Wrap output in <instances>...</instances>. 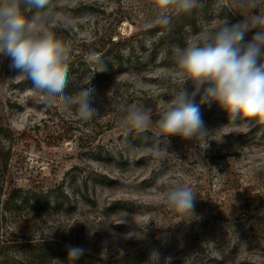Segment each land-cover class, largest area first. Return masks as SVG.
<instances>
[{"label":"rangeland","instance_id":"374dc122","mask_svg":"<svg viewBox=\"0 0 264 264\" xmlns=\"http://www.w3.org/2000/svg\"><path fill=\"white\" fill-rule=\"evenodd\" d=\"M238 2L202 0L175 46L160 40L152 0L53 1L43 26L70 46L66 93L89 86L91 54L107 65L91 80L100 115L88 121L74 107L49 106L0 56V264H73L68 245L87 250L74 264H264V123L236 126L218 104L200 105L206 140L172 136L152 152L120 125L127 106L159 119L161 95L183 86L176 49L199 44L226 18L241 20ZM256 3L264 12V0ZM176 183L196 193L190 223H176L165 203ZM112 232L117 244L105 250Z\"/></svg>","mask_w":264,"mask_h":264},{"label":"clouds","instance_id":"9594fccd","mask_svg":"<svg viewBox=\"0 0 264 264\" xmlns=\"http://www.w3.org/2000/svg\"><path fill=\"white\" fill-rule=\"evenodd\" d=\"M152 7L154 24L167 26L172 21L170 9L174 8L177 14L190 13L202 7V0H152ZM238 7L244 9L241 20L232 23L226 18L215 29L206 30L199 44L176 49L183 86L168 100L164 99L166 92L161 95L162 110L158 120L153 121L150 108L122 107L126 113L120 122L122 130L125 134L135 133L142 137L145 144L151 141L152 146L146 151L158 149L162 142L169 145L172 136L187 141L206 140L210 132L200 105L218 104L227 111L228 123L233 125L238 120L264 123V12L256 10V0H239ZM33 9L36 11L31 16L25 15V10ZM51 15L50 0H0V56L11 59L10 67L17 76L29 79L35 89L44 94L49 106L74 107L84 121L99 118V110L93 107L95 89L90 84L95 73L107 70L105 60L100 54H91L89 60L96 67L89 78V86L69 96L65 89L70 46L43 26ZM254 29L251 39L246 40V34ZM188 83L192 85L191 92L185 87ZM197 95L200 96L199 104L195 103ZM154 125L158 129L156 132H153ZM207 147L208 143L205 149ZM164 200L178 215L176 223L185 219L190 223L198 218L196 193L191 186L171 185L164 193ZM111 234V241L102 242L105 250L109 244H117L118 234ZM118 250L123 254V249ZM86 251L82 246L68 245L67 259L74 264ZM151 255L159 261L158 251L154 250Z\"/></svg>","mask_w":264,"mask_h":264},{"label":"trees","instance_id":"16d2710c","mask_svg":"<svg viewBox=\"0 0 264 264\" xmlns=\"http://www.w3.org/2000/svg\"><path fill=\"white\" fill-rule=\"evenodd\" d=\"M56 0H50V4ZM203 10L202 7H197L193 9L190 13H180V14H173L172 16V21L169 25L163 26L160 25L158 28V31L161 34L160 40L161 41H171L173 45L176 46V43H181L180 39H182V35L184 31L189 28V27H195L196 25V19L197 16L199 15V11ZM32 11L25 10V15L30 16ZM120 41L119 42H113L112 45L115 47L120 46ZM121 48V47H119ZM13 199L10 198V201Z\"/></svg>","mask_w":264,"mask_h":264}]
</instances>
